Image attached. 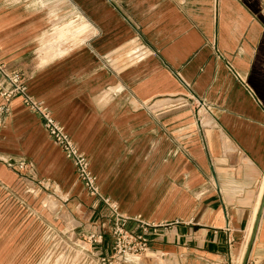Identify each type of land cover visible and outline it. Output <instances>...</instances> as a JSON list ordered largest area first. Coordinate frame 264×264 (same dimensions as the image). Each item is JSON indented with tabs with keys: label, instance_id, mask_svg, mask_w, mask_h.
I'll list each match as a JSON object with an SVG mask.
<instances>
[{
	"label": "crops",
	"instance_id": "crops-1",
	"mask_svg": "<svg viewBox=\"0 0 264 264\" xmlns=\"http://www.w3.org/2000/svg\"><path fill=\"white\" fill-rule=\"evenodd\" d=\"M137 40L147 54L113 65ZM0 61L85 153L101 193L149 224L131 229L150 251L124 264L241 262L264 192V0H0ZM21 162L99 230L107 210L17 96L0 122L1 203L22 188ZM248 264H264V213Z\"/></svg>",
	"mask_w": 264,
	"mask_h": 264
},
{
	"label": "rangeland",
	"instance_id": "rangeland-1",
	"mask_svg": "<svg viewBox=\"0 0 264 264\" xmlns=\"http://www.w3.org/2000/svg\"><path fill=\"white\" fill-rule=\"evenodd\" d=\"M30 171L26 164L19 173L21 190L0 202V264H102V258L112 256L111 237L100 244L95 242L100 228L84 229L89 214L77 202L65 201L50 185L34 179ZM102 218L96 220L99 225ZM106 242L109 253L101 247Z\"/></svg>",
	"mask_w": 264,
	"mask_h": 264
},
{
	"label": "built area",
	"instance_id": "built-area-1",
	"mask_svg": "<svg viewBox=\"0 0 264 264\" xmlns=\"http://www.w3.org/2000/svg\"><path fill=\"white\" fill-rule=\"evenodd\" d=\"M228 67L233 75L253 93L247 83L246 75L236 71L231 64H228ZM17 96L21 97L22 102L38 115L49 136L59 144L66 157L72 161L78 179L83 183L88 193L107 210L100 221L98 239H95V242L101 244L105 237H111L114 244L112 246L114 253L112 256L108 255L107 258H102V264H124V262H129L134 257L149 252L150 241L148 237L144 233L138 234L131 229L134 225L141 224L146 232L149 224L139 217L126 216L120 211L116 201L101 193L97 176L91 170L90 162L85 153L78 148L74 140L65 131V128L53 117L46 104L29 93L24 74L19 69L10 68L6 63L0 61V97L3 99V103L0 105V122L4 115L10 112L12 101ZM191 99L199 122L202 124L200 117L201 112L207 108L206 102L194 95ZM25 166L26 163L24 162L17 165L20 174L23 173Z\"/></svg>",
	"mask_w": 264,
	"mask_h": 264
},
{
	"label": "water",
	"instance_id": "water-1",
	"mask_svg": "<svg viewBox=\"0 0 264 264\" xmlns=\"http://www.w3.org/2000/svg\"><path fill=\"white\" fill-rule=\"evenodd\" d=\"M132 45H134V47H132ZM136 52H139V55L137 57H134L133 59H129V61H126L123 65L120 66V67H123V66L137 60L141 56H144L145 54H147L148 51H146V47L141 41L137 40L132 44L124 45L123 47L112 51L108 55V57H109L110 61L112 62V64L116 65L118 62H121L122 60H127L128 58H130V56H132ZM263 213H264V192H263V196H262L260 206H259V209L257 212V216H256L255 221H254L252 233L250 235V239H249V242H248V245H247V248H246V251H245V254L243 256V260H242L241 264H248V260L250 258L252 247H253V244H254L255 239H256V235L258 232V228H259L261 217H262Z\"/></svg>",
	"mask_w": 264,
	"mask_h": 264
},
{
	"label": "bare ground",
	"instance_id": "bare-ground-1",
	"mask_svg": "<svg viewBox=\"0 0 264 264\" xmlns=\"http://www.w3.org/2000/svg\"><path fill=\"white\" fill-rule=\"evenodd\" d=\"M253 229V228H252Z\"/></svg>",
	"mask_w": 264,
	"mask_h": 264
}]
</instances>
